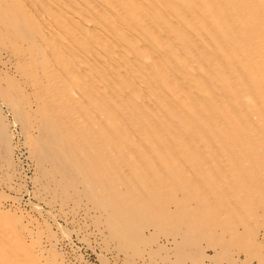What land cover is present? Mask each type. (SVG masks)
<instances>
[{
	"label": "rangeland",
	"instance_id": "obj_1",
	"mask_svg": "<svg viewBox=\"0 0 264 264\" xmlns=\"http://www.w3.org/2000/svg\"><path fill=\"white\" fill-rule=\"evenodd\" d=\"M79 1L0 0V249L20 246L31 264H264V0H247L246 15L230 0L222 11L212 4L201 13L196 9L203 0L189 5L184 0L180 22L194 29L189 39L184 26L172 28L177 34L169 37L179 49L171 39H159L152 29L157 25L146 23L151 10L164 6L158 0L152 6L140 0L149 7L142 14L131 8L135 0ZM172 16L166 26L153 19L165 29ZM230 22L239 30L232 32ZM132 26L146 29L139 28L136 41L125 34ZM102 32L117 37L109 41ZM115 42L128 49L115 50ZM197 45L202 51L195 56ZM146 46L164 61L162 69L153 57H143L149 54ZM67 124L82 129L71 139ZM188 130L195 135L185 138ZM166 135L171 149H160L156 142ZM107 137L105 149H98ZM41 140H51L47 151L62 155L56 157L70 164L72 179L40 161ZM115 165L126 167L97 175L98 167ZM128 165L139 170L137 189ZM89 173L91 197L82 175ZM102 180L108 182L105 189ZM118 209L132 217L134 240L125 249L109 230L108 211Z\"/></svg>",
	"mask_w": 264,
	"mask_h": 264
},
{
	"label": "bare ground",
	"instance_id": "obj_2",
	"mask_svg": "<svg viewBox=\"0 0 264 264\" xmlns=\"http://www.w3.org/2000/svg\"><path fill=\"white\" fill-rule=\"evenodd\" d=\"M130 1V0H129ZM143 1H148L147 3L148 4H150L151 6H152V3H153V5H154V3H156V4H158V2L160 1V3L161 4H164V6H162V7H165V9H164V11H163V9H161L160 7H159V5H158V8L161 10V11H163L162 13H160L159 15H155V14H157L156 13V10L157 11H159L160 12V10H158L157 8H154L153 9V12H152V8H150V10H151V12L153 13V16L154 17H152V13L150 12V14H147V16L146 17H148V20H147V22L146 23H148L149 21H150V24L152 25L153 24V26H156L157 25V27L159 28H156L157 29V31H156V29H155V27H153L152 29H154L153 30V32H155V33H157L158 34V37H159V39H161V40H163V41H165L166 39H173L174 37V35L176 36V31H173V27H175L176 26V23H177V25L178 26H181L182 24H183V21H184V19L182 20V22H180L181 21V19L182 18H180V17H182L183 15L185 16V14L186 13H184V12H182V10L181 9H183V4H182V2H184V0H181V1H177V0H158V2H156L157 0H143ZM141 2L140 0H135V2L134 1H130V3H131V8L133 9V10H136L137 12L141 9V11H139V13L140 14H142L143 12L144 13H146L147 11V9L149 8H147V9H145V7H146V5L145 4H143V3H145V2ZM192 1H194V0H185V3L187 4V5H189L188 3H190V2H192ZM199 1V0H198ZM203 1H205V3H203ZM202 2L201 1H199L200 3H197L198 4V7H197V11H200V13H201V10L200 9H205V8H207L208 6H210V5H216V7L218 6L220 9H221V11H222V8H224V7H226V1H229V0H203ZM246 1L247 0H230V2H232V3H234L235 4V7L237 6V5H239V3H240V6L241 7H237V10L238 11H240L242 14H244V15H246L247 14V12H248V10H249V8H248V6H246L244 3H246ZM26 2V1H25ZM66 2V1H65ZM68 2V1H67ZM80 3H81V0L79 1ZM137 2V3H136ZM195 2L196 1H194L193 2V4H195ZM99 3V2H98ZM56 4V3H55ZM69 4V3H68ZM82 4V3H81ZM141 4V5H140ZM196 4V5H197ZM84 5V4H83ZM97 5V4H96ZM95 5V6H96ZM100 5H101V3H100ZM100 5H99V7H100ZM121 5V4H120ZM142 5H144V6H142ZM206 5V6H205ZM72 6V5H71ZM85 6V5H84ZM183 6V7H182ZM193 6V5H192ZM195 6V5H194ZM109 7V6H108ZM205 7V8H204ZM53 8V7H52ZM61 8V7H60ZM87 8V7H86ZM96 8H98V7H96ZM186 8V7H185ZM54 9H56V8H54ZM61 9H63V8H61ZM72 9V8H71ZM100 9V8H99ZM128 9V8H127ZM127 9H124V11L125 10H127ZM143 9H145L144 11H143ZM229 9V8H228ZM256 9V8H255ZM64 10V9H63ZM105 10V9H104ZM103 10V11H104ZM107 10V9H106ZM110 10V9H109ZM186 10V9H185ZM66 11V10H65ZM90 11V10H89ZM108 11V10H107ZM121 13H123V9H121V10H119ZM131 11V10H130ZM146 11V12H145ZM154 11H155V14H154ZM187 11V10H186ZM230 11H231V9H230ZM232 11H233V9H232ZM231 11V15H229L230 17L232 16V17H234L235 18V16H233V12ZM237 11V12H238ZM68 12V11H67ZM102 12V11H101ZM109 12H111V14L113 13L111 10L109 11ZM126 12V11H125ZM203 12V11H202ZM59 13V12H58ZM92 13V12H91ZM105 13V12H104ZM127 13V12H126ZM130 13V12H129ZM131 13H133V12H131ZM135 13V16H137V14H136V12H134ZM173 13V14H172ZM239 14V13H237V15L239 14V16L240 15H242V14ZM78 14H80V12L78 13ZM83 14V13H82ZM169 14L170 15H173L172 16V19H176L177 20V18L179 19V21L178 22H176V20L173 22L172 21V19L170 20V21H172V22H168L169 23V26H167V27H165V29H164V27L163 26H166V24H165V22H164V20H167V17L169 16ZM180 14L182 15V16H180ZM189 14V16H188V18H190V16H192L190 13H188ZM193 14V13H192ZM199 14V13H198ZM124 15H126L125 13L124 14H122V16H124ZM144 15H146V14H144ZM144 15H141L140 17L142 18V16H144ZM149 15H151L150 17H149ZM164 15H166V17L164 16ZM174 15H177V16H175L174 17ZM202 15V14H201ZM46 16V15H45ZM74 16V15H73ZM86 16V15H85ZM134 17L133 15H130V17ZM227 17H228V15H226ZM239 16H237V17H239ZM140 17H136V18H140ZM155 17H157V23H159L160 22V20L159 19H161V21H162V25H163V22H164V25L160 28V25H158L157 23H156V20H154L153 18H155ZM226 17V18H227ZM229 17V18H230ZM232 17H231V20H232ZM46 18V17H45ZM48 18H51V17H49L48 16ZM75 18H76V15H75ZM114 18H115V15H114ZM144 18V17H143ZM159 18V19H158ZM169 18V17H168ZM243 18H244V16H243ZM42 19V18H41ZM79 19V18H78ZM135 19V18H134ZM137 19V20H138ZM170 19V18H169ZM225 19V18H224ZM242 19V18H241ZM245 19V18H244ZM43 20V19H42ZM49 21L51 20V19H48ZM111 20H113V18H111ZM119 20V19H118ZM122 20H123V18H122ZM136 20V21H137ZM141 21H142V19H140ZM139 20V21H140ZM143 20H145V19H143ZM158 20H159V22H158ZM213 20V19H212ZM233 20H235V22H237V20L236 19H233ZM44 21V20H43ZM80 22H82L81 20H79ZM116 21H117V19H116ZM140 21V22H141ZM189 21V20H188ZM196 21V20H195ZM208 22H209V20H207ZM51 22V21H50ZM89 22V21H88ZM113 22V24H115V21L113 20L112 21ZM118 22V24L121 22L120 20L119 21H117ZM139 22V23H140ZM142 22H144V21H142ZM144 22V23H145ZM167 22V21H166ZM208 22H205L204 20L201 22L202 24H204V25H207V26H209V23ZM227 22V21H226ZM235 22H233V23H231L230 22V30L232 31V32H235V31H237V30H239L238 29V27H236V25H235ZM44 23L45 24H47L46 23V21H44ZM52 23V22H51ZM70 23H72L73 24V22H70ZM90 23V22H89ZM122 23V22H121ZM121 23L119 24V26L121 25ZM130 23V22H129ZM144 23H142L143 25H144ZM145 23V24H146ZM156 23V24H155ZM182 23V24H181ZM213 23V22H212ZM249 23V22H248ZM44 24V25H45ZM83 24H85L86 25V23H83ZM141 24V23H140ZM139 24V25H140ZM148 25V24H146V25H148V26H151V25ZM155 24V25H154ZM180 24V25H179ZM74 25V24H73ZM91 26H92V24H90ZM128 25H130V24H128ZM184 25H185V22H184ZM184 25H182V27L184 26ZM198 25V24H197ZM197 25H193V27H195V26H197ZM23 26V25H22ZM46 26V25H45ZM44 26V27H45ZM49 26V25H48ZM123 25H121L120 27H122ZM212 26V25H211ZM210 26V27H211ZM47 27V26H46ZM88 27V26H87ZM133 27V26H132ZM127 27V30H126V33L125 34H127V37L129 38L130 36H132L131 38H133L132 40L134 41H136V40H138L139 39V35H140V29L139 28H141L140 26H138L136 29L133 27ZM135 27H136V25H135ZM152 27V26H151ZM181 27V28H182ZM48 28H50V26L48 27ZM47 28V29H48ZM56 28H59V27H56ZM55 28V29H56ZM106 28H108L109 29V27H106ZM124 28V27H123ZM143 28V27H142ZM141 28V29H142ZM169 28H171V29H169ZM51 29V28H50ZM49 29V31L51 32V31H53V30H50ZM77 29V28H76ZM89 29V28H88ZM93 29V31L95 30L94 28H92ZM122 29V28H121ZM183 29H184V36H189V34H191L190 32H189V30H191V29H194V28H191V29H189V28H186V26H184L183 27ZM56 30H59V29H56ZM124 30V29H123ZM143 30H146V29H144L143 28ZM159 30V31H158ZM174 30H175V28H174ZM177 30V29H176ZM91 31V30H90ZM101 31V30H100ZM111 31V30H110ZM125 31V30H124ZM173 31V32H172ZM82 32V31H81ZM146 33H147V31H145ZM172 32V34H173V38H171V37H169L170 36V33ZM175 32V33H174ZM62 33V32H61ZM96 33V32H95ZM102 33H104V32H102ZM106 33V34H105ZM104 34L106 35V37H107V39H109V41H113L114 39H116L115 37H117V35L116 36H114L113 34H111V33H108V32H105ZM142 33H144V32H142ZM214 33H216V32H214ZM153 34V33H152ZM157 34H155V35H157ZM95 35V34H94ZM102 37H103V34L101 35ZM141 36V35H140ZM192 36H194L193 34H192ZM49 37V36H48ZM65 37V36H64ZM101 37V38H102ZM100 38V37H99ZM131 38H129V39H131ZM219 38H221V37H219ZM68 39V38H67ZM107 39H105L106 41H107ZM189 39H190V36H189ZM102 40H103V38H102ZM117 40H118V38H117ZM141 40H142V38H141ZM140 40V41H141ZM193 40V39H192ZM197 40V39H196ZM64 41V40H63ZM89 41V40H88ZM97 41H98V39H97ZM105 41V46L107 45V42ZM115 41V40H114ZM113 41V42H114ZM120 41V40H119ZM155 41V40H154ZM195 41V40H194ZM200 41V40H199ZM59 42V41H58ZM99 42V41H98ZM98 42H97V44H98ZM103 42H104V40H103ZM121 42V41H120ZM144 42H145V39H144ZM143 42V40L141 41V44H145L146 45V43H144ZM174 41L172 40L171 41V43L173 44V45H176V43H173ZM70 43H71V41H70ZM76 43V42H75ZM90 43V42H89ZM116 44L114 45V46H117V49L115 48V50H118V51H123L126 47H125V45H127V44H119V45H117L118 44V42H115ZM134 43V42H133ZM139 43V42H138ZM137 43V44H138ZM72 44H73V42H72ZM91 44V43H90ZM96 44V45H97ZM60 45V44H59ZM73 45H75V44H73ZM92 46H93V43L91 44ZM103 45V44H102ZM139 45V44H138ZM138 45H136L137 47H138ZM144 45V46H145ZM95 46V45H94ZM105 46H103V48L105 49V48H107V47H105ZM198 46V45H197ZM228 46V45H227ZM60 47H61V45H60ZM99 47H100V49H101V47L102 46H100L99 45ZM139 47H142V46H139ZM148 47H150L149 45H148ZM175 47H177L176 49H179V45L177 44ZM62 48V47H61ZM95 48H97V46H95ZM94 48V49H95ZM110 48V46H109V42H108V49ZM146 48H147V46H146ZM152 48V47H151ZM160 48V47H159ZM50 49V48H49ZM126 49H128V48H126ZM141 49V48H140ZM147 49H149V48H147ZM153 49V48H152ZM150 50L149 49V54H146L145 56H143V57H153V59L155 60V63H157V66H160V68L162 67V61H160L159 60V58L158 57H160V56H157V54L155 55L154 54V52H153V50ZM62 50H63V48H62ZM79 50V49H78ZM81 50V49H80ZM79 50V51H80ZM112 50H114V48L112 47ZM114 50V51H115ZM202 51L201 49H200V45L198 46V48L196 49V53H195V56H197L200 52H198V51ZM64 51V50H63ZM96 51V50H95ZM157 51V50H156ZM179 51H181V50H179ZM204 51V50H203ZM101 52V51H100ZM103 52V51H102ZM124 52V51H123ZM129 52H131V50L129 51ZM110 53H111V51H110ZM116 53H117V51H116ZM132 53V52H131ZM49 54V53H48ZM66 54H70V53H66ZM89 54V53H88ZM87 54V55H88ZM103 54V53H102ZM112 54V53H111ZM125 55H126V53H124ZM128 54V53H127ZM134 54V53H133ZM133 54H131L132 55V58H129V59H134L133 58ZM183 54V53H182ZM68 55H67V59L69 58L68 57ZM94 55V54H93ZM117 55V54H116ZM115 55V56H116ZM119 55V54H118ZM184 55V54H183ZM186 55V54H185ZM70 56V55H69ZM95 56V55H94ZM120 56V55H119ZM123 56V55H122ZM128 56V55H127ZM130 56V55H129ZM135 56V55H134ZM204 56V55H203ZM211 56V55H210ZM71 57V56H70ZM106 57V56H105ZM185 58L187 57V56H184ZM199 57V56H198ZM72 58V57H71ZM77 58V57H76ZM79 59L78 60H80V57H78ZM98 58V57H97ZM107 58V57H106ZM116 58V57H115ZM126 58H128V57H126ZM136 58V57H135ZM89 59H90V57H89ZM105 59V58H104ZM122 59V58H121ZM136 59H139V58H136ZM146 59H149V58H145L144 60L146 61ZM151 59V58H150ZM162 59V58H161ZM187 59V58H186ZM74 60V59H73ZM76 60V59H75ZM74 60V62L76 63L77 62V60L75 61ZM91 60V59H90ZM106 60H108V62H110V60L109 59H106ZM124 60V59H123ZM167 60V59H166ZM93 61V60H92ZM124 61H126V59L124 60ZM123 61V62H124ZM132 61V60H131ZM140 61V60H139ZM187 61H189V59L187 60ZM99 62H101V61H99ZM122 62V66L124 67V63ZM132 62H134V61H132ZM164 62V61H163ZM190 62V61H189ZM188 62V63H189ZM72 63V62H71ZM93 63H95V62H93ZM101 63H104L105 64V61H103V62H101ZM127 63V62H126ZM135 63V62H134ZM142 63V62H141ZM151 63H152V61H151ZM201 64H203V65H205L206 63H205V61H201L200 62ZM107 64V63H106ZM111 64H113V62L111 63ZM129 64V63H128ZM143 64V63H142ZM145 64V63H144ZM153 64V63H152ZM190 64H192L193 65V63H190ZM77 66L79 65H82V64H78V62H77V64H76ZM88 65H89V63H88ZM165 65H166V63H165ZM196 65V64H195ZM56 66V65H55ZM57 66H58V68H60L59 67V65L57 64ZM86 66V65H85ZM112 66H115V65H112ZM137 66V65H136ZM167 66V65H166ZM215 66V65H214ZM81 67V66H80ZM82 67H84L83 65H82ZM91 67V66H90ZM119 67V66H118ZM164 67V66H163ZM168 67V66H167ZM216 67V66H215ZM138 68H139V70H140V67L138 66ZM193 68L195 69V67H194V65H193ZM87 69V68H86ZM99 69H101V68H99ZM106 69H108V68H106ZM115 69H119V68H116L115 67ZM124 69H126V67H124ZM134 69V68H133ZM162 69V68H161ZM168 69H170L169 67H168ZM80 70H83V69H80ZM103 70V69H102ZM109 70V69H108ZM127 70V69H126ZM132 70V69H131ZM63 71V70H62ZM61 71V72H62ZM141 71V70H140ZM111 72V71H110ZM110 72L108 73V74H110ZM129 72V71H128ZM167 72V71H166ZM170 72H171V70H170ZM196 72H198V71H196ZM83 73H84V71H83ZM104 73V72H103ZM113 73V72H112ZM122 73H124L123 71H122ZM135 73V72H134ZM137 73V72H136ZM173 73V72H172ZM87 74V72L85 73V75ZM96 74V73H95ZM138 74V73H137ZM144 74V73H143ZM200 74V73H199ZM130 75H132V74H130ZM201 75V74H200ZM112 76V75H111ZM147 76V75H146ZM177 76V75H176ZM127 77V76H126ZM106 78H107V76H106ZM132 78H134L133 77V75H132ZM148 78V77H147ZM179 78V77H178ZM114 79H116V78H114ZM135 79V78H134ZM141 79V78H140ZM139 79V80H140ZM177 79V78H176ZM73 80H75V79H73ZM72 80V81H73ZM77 80V79H76ZM98 80H99V78H98ZM101 80V79H100ZM180 80H181V78H180ZM202 80H204V79H202ZM70 81V80H69ZM132 81V80H131ZM150 81V80H149ZM207 81V80H206ZM130 82V81H129ZM135 82L137 83L138 81H136L135 80ZM178 82V81H177ZM193 82V81H192ZM74 83V82H73ZM152 83V82H151ZM183 83V82H182ZM72 84V83H71ZM93 84V83H92ZM106 84V83H105ZM123 84V83H122ZM132 84H134V83H132ZM131 84V85H132ZM138 84V83H137ZM153 84V83H152ZM111 85V84H110ZM120 85V84H119ZM93 86V85H92ZM138 86H140V88H141V83L138 85ZM152 86H154V87H158V84L157 83H154ZM151 86V87H152ZM73 87H74V84H73ZM106 88V87H105ZM121 88H122V86H121ZM142 88H143V86H142ZM141 88V89H142ZM75 89V88H74ZM102 89V88H101ZM100 89V90H101ZM107 89V88H106ZM110 89V88H109ZM108 89V90H109ZM123 90H125V88H122ZM151 89H154L153 87L151 88ZM194 89V88H193ZM99 90V91H100ZM114 90H117L116 88L114 89ZM143 90H144V88H143ZM143 90H141L140 92H142ZM72 91H74V90H72ZM136 91H138V90H136ZM124 92H127V91H124ZM145 92V91H144ZM78 93V92H77ZM103 93H104V91H103ZM106 94H107V92H105ZM158 93V92H157ZM250 93L251 92H249L248 93V91H247V93L242 97V98H244V99H248L250 96ZM79 94V93H78ZM109 94H110V92H109ZM108 94V95H109ZM126 94V93H125ZM146 94V93H145ZM168 94V93H167ZM80 95V94H79ZM111 95V94H110ZM144 95V94H143ZM147 95V94H146ZM81 96V95H80ZM149 97V96H148ZM193 97V96H192ZM225 97V96H224ZM149 98H151V97H149ZM226 98V97H225ZM142 99H144V98H142ZM152 100V102H153V98H151ZM101 100V99H100ZM119 100V99H118ZM145 100V99H144ZM165 101V100H164ZM86 102V101H85ZM133 102V101H132ZM155 102V101H154ZM153 102V103H154ZM87 103V102H86ZM119 104H121V103H119ZM166 104H168V106H171L172 104H173V101L172 100H170V101H166ZM199 107V106H198ZM16 108V107H15ZM114 108V107H113ZM15 110H17V109H15ZM162 112H164L163 110H161ZM118 112V111H117ZM119 113V112H118ZM19 114V113H18ZM17 114V115H18ZM79 114V113H78ZM136 114V113H135ZM119 117V116H118ZM18 118V117H17ZM100 119V118H99ZM123 117H122V119L121 118H119L118 119V122H121V123H123ZM58 120H60V119H58ZM69 120H70V116L68 117V122L67 123H69ZM125 120V119H124ZM145 120H146V117L144 116V117H142L141 119H140V123H138V125L139 124H142L143 122H145ZM19 122V121H18ZM127 123V122H126ZM90 125V123H87V125ZM163 127H160V128H162V129H165L166 127H168L169 125H170V123H163V124H161ZM67 126L68 127H70L69 129H68V138H74V136H75V131L77 130V128H76V126L74 125V124H67ZM79 129H82V127H80V128H78V132L80 133V131H79ZM121 129V128H120ZM132 129V128H131ZM82 132V134H84L83 133V131H81ZM111 132V131H110ZM24 133V132H23ZM135 134V133H134ZM195 134H194V132H191V130H188V132H187V135H185V138H188L189 136H194ZM109 137V136H108ZM108 137L107 138H105V139H103V138H101V140H100V142H99V148L98 149H105V147H106V144H105V142L107 141L106 139H108ZM114 137V136H113ZM137 138V137H136ZM140 138V137H139ZM263 138H264V136H263ZM71 139H69L70 141H71ZM114 139V138H113ZM106 140V141H105ZM138 140V139H137ZM143 140V139H142ZM142 140H140V144H144V142L142 141ZM164 140V141H163ZM163 140L159 143V142H156V144H158V147H160V149H171V147H169V143L171 142L170 141V137H168V135H166V136H163ZM208 140L209 141H211V140H213V138H211L210 136L208 137ZM51 141V140H50ZM50 141H46V140H41V146H42V149H41V155H39V157H40V161H47V163H48V165H50L52 168H62V172H63V176H62V179L63 178H65L67 181H69V179H72V177H74V171L70 168V164H67L66 163V161H63V160H60L59 161V159H61V154H59V153H49V151H47V149H49V146H48V144L47 143H49ZM105 141V142H104ZM112 141V140H111ZM116 142V141H115ZM123 144V141L118 145L119 147L121 146ZM83 145H85V147H86V143H84ZM90 144H88L87 146H89ZM91 145H93V143H91ZM103 145V146H102ZM247 145V144H246ZM118 146H117V148H118ZM147 146V145H146ZM92 148V147H91ZM128 148H130V147H128ZM130 149H136V148H134V147H131ZM140 149V148H139ZM173 149V148H172ZM91 151V150H90ZM135 151V150H134ZM148 152V151H147ZM90 153V152H89ZM62 154H67L68 155V150H67V148H64V150H63V153ZM66 155V156H67ZM55 156V157H54ZM59 158V159H57V157ZM210 156V155H209ZM51 157H53V159H51ZM118 163V162H117ZM89 164H91V163H89ZM115 164H116V162H115ZM114 165V164H113ZM132 166L133 165H128L127 167L129 168V169H131V171L130 170H128V172H130V173H132V175H130V177H132L131 178V181H132V183H131V186H134V188H139L140 186H141V184H142V181H140L139 182V179H137V178H134V174L135 175H137V173H139L138 171V169L137 168H132ZM122 167H126V166H119V165H115L113 168H111V169H108V167H106V168H102V167H98V169L96 170L97 172H98V176L100 177L101 176V174L102 173H104L105 171H106V173H107V171H110V170H112V171H110V172H117L120 168H122ZM97 168V167H96ZM95 170V169H94ZM127 170V169H126ZM190 170V169H189ZM83 175V177H84V179L86 180V190H87V192L85 193V195H88L89 197H91L90 195H91V191H92V188L94 187L93 185H92V179H91V181H90V177H91V173H89L88 175H89V177H88V175L86 176V175H84V174H82ZM51 177V176H50ZM137 179V180H136ZM148 182H149V184L151 185V182L153 181V178L151 177V176H149L148 177ZM44 183H45V181H44ZM100 183H101V186H102V189L104 188H106L107 187V185H108V182L107 181H104V180H102V181H100ZM46 185H48V183L46 184ZM52 186V185H51ZM66 188V187H65ZM40 189V188H39ZM51 189V188H50ZM64 189V188H63ZM99 189V188H98ZM56 190V189H55ZM57 191H60V190H58L57 189ZM99 191V190H98ZM50 192V191H49ZM55 192V191H54ZM52 193V192H51ZM56 193V192H55ZM78 193V192H77ZM74 194V193H73ZM41 195V194H40ZM60 195H62V194H60ZM84 195V196H85ZM107 195V194H106ZM3 196V195H2ZM3 197H5V196H3ZM16 197V196H15ZM20 197V196H19ZM18 196H17V198H19ZM7 198V197H6ZM14 198V197H13ZM16 198V199H17ZM28 198V197H27ZM29 200V199H28ZM40 200V199H39ZM20 201V200H19ZM84 201V200H83ZM32 202V201H31ZM30 202V203H31ZM20 203V202H19ZM28 203V202H27ZM101 203H102V201H101ZM26 204V203H25ZM34 204L35 203H33V207H34ZM103 204V203H102ZM101 204V205H102ZM38 205V204H37ZM46 205V204H45ZM58 205V204H57ZM94 205V204H93ZM111 205V204H110ZM3 206V205H2ZM36 206V205H35ZM52 207V206H51ZM55 207V206H54ZM57 207V206H56ZM55 207V208H56ZM94 207V206H93ZM40 208H41V205H40ZM104 208L106 209L107 208V206L104 204ZM37 209H39V207L37 208ZM52 209V208H51ZM68 209V208H67ZM46 210V209H45ZM56 210H57V208H56ZM37 211V210H36ZM58 211V210H57ZM48 212V211H47ZM50 212H52L51 210L49 211V213ZM62 212V211H61ZM69 212V211H68ZM109 213V217H110V232H111V235H112V237H114V238H116V239H118V241H119V244H118V246H121V245H123L124 246V249L125 248H127V247H129V245L131 244V242H133V230H132V217L131 216H126V215H124V213H123V211H122V209H118V210H113V211H108ZM40 213H41V211H40ZM39 214V213H38ZM50 214H53V213H50ZM73 214H74V211H73ZM72 214V215H73ZM75 215V214H74ZM79 215V214H78ZM83 215V214H82ZM53 216V215H52ZM60 217H61V215H59ZM81 216V215H80ZM43 217V216H42ZM55 217H57L56 216V214H55ZM71 217H73V216H71ZM76 217V216H75ZM52 218V217H51ZM63 217H61V219H62ZM76 218H78V217H76ZM80 218V217H79ZM83 219H85V218H83ZM42 220V219H41ZM59 220V219H58ZM76 220V219H75ZM80 220V219H79ZM103 220V219H102ZM55 221V220H54ZM53 221V222H54ZM58 222H56V224H57ZM59 224H61V223H59ZM82 224H84L83 222H82ZM9 225V224H8ZM73 225V224H72ZM89 225V224H88ZM57 226H58V224H57ZM61 227V226H60ZM90 228V227H89ZM81 229V228H80ZM84 229H86V228H84ZM79 231V230H78ZM72 232H74V231H70V233H72ZM91 232V231H90ZM86 233V232H85ZM1 234V233H0ZM77 234V233H76ZM81 234V233H80ZM84 234V233H83ZM95 234V233H94ZM99 234V233H98ZM105 234V233H104ZM82 235V234H81ZM96 235V234H95ZM95 235H93L94 237H93V239H95ZM85 236V235H84ZM77 237H79V236H77ZM101 237V236H100ZM66 238H68V237H66ZM90 238V237H89ZM107 238V237H106ZM78 239H80V238H78ZM92 239V240H93ZM101 239V238H100ZM99 239V240H100ZM91 239H89L88 241H90ZM5 241V240H4ZM69 241H71L70 239H68V244H69ZM86 241H87V238H86ZM95 241H96V239H95ZM113 241H115V240H113ZM2 242V241H1ZM64 242V241H63ZM91 242V241H90ZM100 242V241H99ZM103 242V241H102ZM116 242V241H115ZM74 243V242H73ZM93 243H94V240H93ZM97 243V242H96ZM104 244V243H103ZM110 244H111V242H110ZM87 245H89L88 243H87ZM100 245V244H99ZM108 246H109V244H107ZM105 246V250L106 251H109V247L108 246ZM72 246V245H71ZM77 246V245H76ZM122 246V247H123ZM4 247H6V250H4V248H1L0 249V261H3V264H8V262L9 263H11V264H31V262H30V260L28 259V255H27V253L23 250V249H19V248H21L20 246H18L19 248H17V249H14V247H11L10 245H6V246H4ZM91 247V246H90ZM100 247V246H99ZM101 247H102V245H101ZM106 247H108V249H106ZM113 247H116L115 245H113ZM104 248V247H103ZM80 249V248H79ZM94 249V248H93ZM113 249V248H112ZM130 249V248H129ZM102 250V249H101ZM111 251V250H110ZM109 251V252H110ZM114 251V250H113ZM4 252V253H3ZM7 252V253H6ZM74 252V251H73ZM3 254H5V255H3ZM112 254V253H111ZM133 254V253H132ZM113 255V254H112ZM124 255H126V254H124ZM107 257H105V259H106ZM108 259V258H107ZM109 260V259H108ZM110 261V260H109ZM108 262V261H107ZM106 262V263H107ZM126 262V261H125ZM139 262V261H138ZM105 263V264H106ZM67 264H69L68 262H67ZM108 264V263H107Z\"/></svg>",
	"mask_w": 264,
	"mask_h": 264
}]
</instances>
